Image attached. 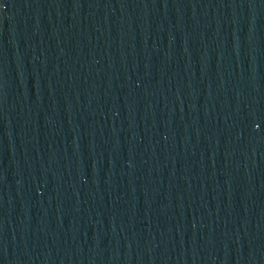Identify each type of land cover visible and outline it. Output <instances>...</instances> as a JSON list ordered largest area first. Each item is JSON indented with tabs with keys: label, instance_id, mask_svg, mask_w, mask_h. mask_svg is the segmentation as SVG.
Instances as JSON below:
<instances>
[{
	"label": "water",
	"instance_id": "obj_1",
	"mask_svg": "<svg viewBox=\"0 0 264 264\" xmlns=\"http://www.w3.org/2000/svg\"><path fill=\"white\" fill-rule=\"evenodd\" d=\"M0 264H264V0H0Z\"/></svg>",
	"mask_w": 264,
	"mask_h": 264
}]
</instances>
